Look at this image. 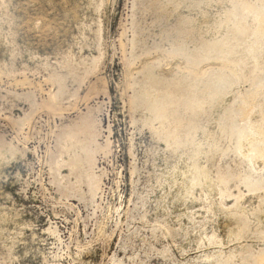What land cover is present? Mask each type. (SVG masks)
I'll list each match as a JSON object with an SVG mask.
<instances>
[{"label":"rangeland","instance_id":"374dc122","mask_svg":"<svg viewBox=\"0 0 264 264\" xmlns=\"http://www.w3.org/2000/svg\"><path fill=\"white\" fill-rule=\"evenodd\" d=\"M0 264H264V0H0Z\"/></svg>","mask_w":264,"mask_h":264},{"label":"bare ground","instance_id":"6f19581e","mask_svg":"<svg viewBox=\"0 0 264 264\" xmlns=\"http://www.w3.org/2000/svg\"><path fill=\"white\" fill-rule=\"evenodd\" d=\"M63 88H65V87H64L63 83L60 82V91H63ZM33 115H34V114H33ZM28 117H29V114H27L25 118H28ZM25 118H21L20 121H23ZM26 120H27V119H26Z\"/></svg>","mask_w":264,"mask_h":264}]
</instances>
